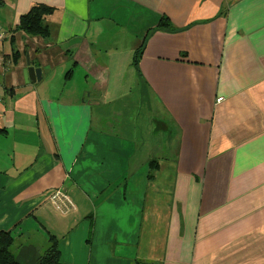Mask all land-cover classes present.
Masks as SVG:
<instances>
[{
    "label": "crops",
    "instance_id": "obj_1",
    "mask_svg": "<svg viewBox=\"0 0 264 264\" xmlns=\"http://www.w3.org/2000/svg\"><path fill=\"white\" fill-rule=\"evenodd\" d=\"M1 2L0 229L18 261L43 225L69 264H264V0ZM33 3L55 7L46 36L15 27Z\"/></svg>",
    "mask_w": 264,
    "mask_h": 264
},
{
    "label": "trees",
    "instance_id": "obj_2",
    "mask_svg": "<svg viewBox=\"0 0 264 264\" xmlns=\"http://www.w3.org/2000/svg\"><path fill=\"white\" fill-rule=\"evenodd\" d=\"M2 4L0 0V5ZM54 6H49L43 3H33L30 8L18 18V23L15 27L30 35L46 36L49 33V29L44 23V18L48 14L54 11ZM169 25L167 18H163L159 27H165ZM143 51V46L137 49V54L134 56L133 64L137 74L140 75L137 60ZM17 59L16 54H14ZM137 56V57H136ZM3 132L4 129H1ZM152 164V161L149 162ZM39 228L46 233L45 236V248L35 258L33 264H69L61 260L59 249V238L50 232L45 226L39 225ZM13 242L14 236L11 230H0V264H27L25 262L18 261L13 254ZM135 264H156L153 262H135Z\"/></svg>",
    "mask_w": 264,
    "mask_h": 264
},
{
    "label": "built area",
    "instance_id": "obj_3",
    "mask_svg": "<svg viewBox=\"0 0 264 264\" xmlns=\"http://www.w3.org/2000/svg\"><path fill=\"white\" fill-rule=\"evenodd\" d=\"M0 64H2L1 59ZM48 200L55 207V209H57L61 213H66L71 208H73L72 202L68 200V198L60 188H56L54 191H52L48 196Z\"/></svg>",
    "mask_w": 264,
    "mask_h": 264
},
{
    "label": "water",
    "instance_id": "obj_4",
    "mask_svg": "<svg viewBox=\"0 0 264 264\" xmlns=\"http://www.w3.org/2000/svg\"><path fill=\"white\" fill-rule=\"evenodd\" d=\"M23 76H24L25 82H28V81L33 82L35 80H39L40 69L29 65V61H27V67L23 70Z\"/></svg>",
    "mask_w": 264,
    "mask_h": 264
},
{
    "label": "rangeland",
    "instance_id": "obj_5",
    "mask_svg": "<svg viewBox=\"0 0 264 264\" xmlns=\"http://www.w3.org/2000/svg\"><path fill=\"white\" fill-rule=\"evenodd\" d=\"M151 119H153V120L155 119V116L152 115V114H151ZM1 131H2V130H1V128H0V133H1ZM61 190H62V189H61ZM62 191H63V190H62ZM63 192H64V191H63ZM64 194H65V193H64ZM65 195H66V194H65ZM66 197H67V195H66ZM67 198H68V197H67ZM68 200L71 202V200H70L69 198H68ZM49 202H50V201H49ZM0 230H3V229H0Z\"/></svg>",
    "mask_w": 264,
    "mask_h": 264
}]
</instances>
